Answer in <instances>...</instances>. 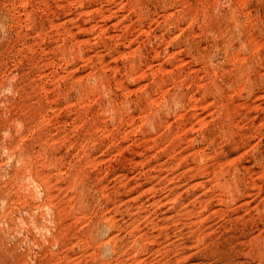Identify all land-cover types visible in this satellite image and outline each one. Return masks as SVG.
<instances>
[{
  "label": "rangeland",
  "instance_id": "374dc122",
  "mask_svg": "<svg viewBox=\"0 0 264 264\" xmlns=\"http://www.w3.org/2000/svg\"><path fill=\"white\" fill-rule=\"evenodd\" d=\"M0 264H264V0H0Z\"/></svg>",
  "mask_w": 264,
  "mask_h": 264
}]
</instances>
